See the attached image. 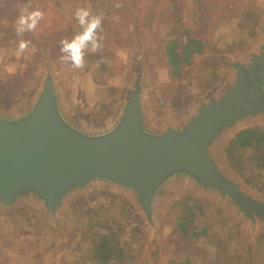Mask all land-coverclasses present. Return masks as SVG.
Here are the masks:
<instances>
[{"label": "rangeland", "instance_id": "rangeland-1", "mask_svg": "<svg viewBox=\"0 0 264 264\" xmlns=\"http://www.w3.org/2000/svg\"><path fill=\"white\" fill-rule=\"evenodd\" d=\"M186 1L185 27L205 43L206 52L173 75L165 56L172 27L165 0H0V99H8L0 100V107L24 108L49 65L68 117L88 131L114 133L136 78L134 68L140 65L154 126L183 128L200 102L227 89L233 79L227 63L254 53L264 26V0ZM23 7L39 8L45 15L35 32L21 37L15 32V20ZM81 7L102 16L104 39L100 51L86 53L84 68L74 69L62 62L60 42L81 31L75 19ZM20 39L31 43L18 57ZM187 40L185 35L183 42ZM5 89L8 96H2ZM259 121L264 126V119ZM211 153L213 164L221 165L247 192L264 198L229 173L220 146H213ZM258 172L251 164L247 178H257ZM180 181L159 186L150 199L143 198L139 189L91 182L87 190L67 195L56 217L35 200L0 207V264H84L94 234L90 220L96 214L104 216V230L115 232L121 245L141 255L142 264H264V246L257 244L264 223L253 224L215 189H203L187 178ZM133 195L143 207L146 201L154 204L143 211ZM181 200L194 203V223L205 236H183L176 220Z\"/></svg>", "mask_w": 264, "mask_h": 264}, {"label": "water", "instance_id": "water-1", "mask_svg": "<svg viewBox=\"0 0 264 264\" xmlns=\"http://www.w3.org/2000/svg\"><path fill=\"white\" fill-rule=\"evenodd\" d=\"M260 32L254 53L227 63L233 72L227 89L200 102L183 128L154 126L136 65L115 132L88 131L68 117L47 65L24 108L0 107V207L35 200L56 217L63 199L87 190L91 182L139 189L150 199L159 186L187 178L203 189H215L253 224L264 223V198L247 192L213 164L211 153L241 124L264 119V26ZM133 196L143 211L154 204L146 201V209Z\"/></svg>", "mask_w": 264, "mask_h": 264}, {"label": "trees", "instance_id": "trees-1", "mask_svg": "<svg viewBox=\"0 0 264 264\" xmlns=\"http://www.w3.org/2000/svg\"><path fill=\"white\" fill-rule=\"evenodd\" d=\"M165 4H169V24H172L171 40L166 44L165 56L173 68V75H176L181 73L183 67L194 63L197 55L204 54L206 45L203 41L192 36L191 31L185 27L183 5H187V1L165 0ZM185 35L188 37L186 43L183 42ZM102 68L106 69V65H103ZM214 72H220V65L217 61L214 65ZM216 76L218 75L216 74ZM9 94L10 92L5 89V93L2 96H8ZM0 100L5 101L8 99ZM6 106L4 105V108ZM251 124L256 125V123L251 121L241 124L229 132L219 145L222 160L229 173L235 174L237 178L243 180L252 189L264 195V126L261 125L262 123L256 126ZM251 164L259 171V176L254 179L252 177L247 178ZM179 203H181V214H176V220L178 227L183 231V236H205V231H197L198 226L194 223L197 218V213L195 215L193 212L194 203L183 200L179 201ZM101 215L96 214L90 220L94 234L93 238L90 239L92 245L84 264H142L141 255H134L131 249L121 245L116 238L115 232L104 230L102 226L105 220L103 219L104 216ZM260 230L257 244L264 246V227ZM186 264L191 263L188 261Z\"/></svg>", "mask_w": 264, "mask_h": 264}, {"label": "clouds", "instance_id": "clouds-1", "mask_svg": "<svg viewBox=\"0 0 264 264\" xmlns=\"http://www.w3.org/2000/svg\"><path fill=\"white\" fill-rule=\"evenodd\" d=\"M115 6L117 8L122 7L120 3ZM44 15V12L39 8L32 11H29L27 7L21 8L20 14L15 20L17 36L22 37L25 33L35 32L40 21L44 19ZM75 19L81 31L74 34L71 39L61 40V60L70 64L74 69H83L86 53H97L103 47L104 37L100 35L103 18L99 15H92L90 9L81 7L77 8ZM30 43L29 40L20 39L16 55L22 56L28 50Z\"/></svg>", "mask_w": 264, "mask_h": 264}]
</instances>
